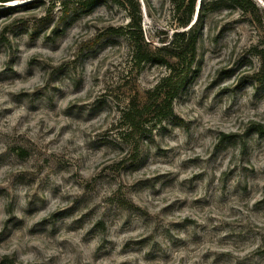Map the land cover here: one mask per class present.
<instances>
[{"label": "rangeland", "instance_id": "374dc122", "mask_svg": "<svg viewBox=\"0 0 264 264\" xmlns=\"http://www.w3.org/2000/svg\"><path fill=\"white\" fill-rule=\"evenodd\" d=\"M131 1L145 44L183 30L178 0L0 1V264H264V0H208L173 114L127 137L168 73L133 58Z\"/></svg>", "mask_w": 264, "mask_h": 264}, {"label": "trees", "instance_id": "16d2710c", "mask_svg": "<svg viewBox=\"0 0 264 264\" xmlns=\"http://www.w3.org/2000/svg\"><path fill=\"white\" fill-rule=\"evenodd\" d=\"M3 2L11 0H0ZM109 0H59L61 6V17L69 16L68 9L71 7L79 13H89L97 5ZM117 1V0H113ZM198 0H178L175 11L181 12L183 17L179 18L180 26L183 30L172 33L170 39L167 38L160 47L153 48L145 44L142 32L137 36V30L141 29L140 7L137 1H131L125 8L129 11L130 22L127 25V32L131 38L133 48V58L137 64L152 62L164 65L168 73L162 77L153 89L148 92L147 100L144 103L136 104L130 102L122 112V122L125 127V136L135 135L142 124V120L154 110L156 117L161 120L173 114V101L180 91H182L192 79L195 69L194 65L197 56V44L201 36L202 16L208 0H201V5L197 13L195 22L194 16ZM232 4L244 10L252 6L251 0H213V6ZM3 11H0L2 13ZM79 12V13H78ZM145 48V49H144ZM261 58L260 69L254 73L253 79L264 86V48L259 50ZM255 131L264 135V125L256 124ZM131 144V141H128ZM134 146L139 147V143L134 142Z\"/></svg>", "mask_w": 264, "mask_h": 264}]
</instances>
